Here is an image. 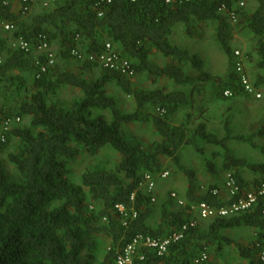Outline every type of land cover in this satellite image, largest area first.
Masks as SVG:
<instances>
[{
	"label": "trees",
	"instance_id": "obj_1",
	"mask_svg": "<svg viewBox=\"0 0 264 264\" xmlns=\"http://www.w3.org/2000/svg\"><path fill=\"white\" fill-rule=\"evenodd\" d=\"M241 1L192 0L165 5L159 0H110L108 4L101 0H57L48 8L40 3L29 5L28 11L19 5L17 12L12 11L13 4L0 2V21L14 27L11 32H3L11 35L12 45L0 36V122L7 118L20 120L6 134L5 143L0 142V157L5 154L11 168L9 171L0 159V264H114L118 253L135 237L162 239L185 225L188 228L182 239L170 244L165 254L158 256L142 249L143 260H137L138 264H194L200 254L207 253L211 240L216 243L215 252L222 244H230L246 264H264V196L249 211L202 222V235L199 221L189 226L194 208L205 203L218 209L236 201L240 193L221 199L213 194L218 190L214 184L201 191L196 173L178 158L183 148L203 157L205 146L215 147L219 151L204 161L207 174H217L216 161L220 159L222 170L232 173L240 191L255 188L264 183V148L251 139L264 134V126L248 138L232 135L225 126L226 134L219 138L207 132L204 123L188 129L190 114L186 122L173 123L176 113L195 107L190 95L196 85L210 80L197 55L171 43L170 34L178 25L192 38L193 21L216 23L215 41L227 57L225 77L216 87L218 95L224 98L223 93L230 91L235 97L244 96L230 48V22L220 12L224 9L241 15ZM250 1L256 7L244 25L255 41L258 73L254 86L258 88L264 86V0ZM39 6L41 10L36 9ZM17 41L26 43L28 52L14 46ZM105 41L129 61L134 78L147 76L155 82L166 77L175 87L189 88V93L182 89L140 90L131 79L89 62L87 56L101 52ZM43 43L51 49L57 45L56 51L52 49L53 65H48L47 53L37 52ZM74 51L82 58L74 56ZM152 53L169 60V64L161 67L153 63ZM72 61L83 71L98 69L101 75L79 77L64 68ZM181 65H188L198 76L186 75ZM24 71L32 74L31 79L13 75ZM110 84L135 102L132 112L119 109L108 94ZM64 88L80 92L68 107L58 99ZM24 119H28L27 127L22 124ZM226 122L228 126L229 119ZM133 123L154 127L158 140L149 151L124 136L123 127ZM229 141L249 142L259 151L262 162L254 164L237 158L228 147ZM13 142L15 150L9 152ZM106 148L120 156L119 163L110 170L89 168L82 173L81 184H76L70 163L83 152L95 156ZM165 160L186 179L183 193H174L184 206L170 211L161 205L158 224L149 226L154 203L140 183L146 174L155 177L165 171ZM243 169L254 175L251 186L241 174ZM171 194L169 200L176 204ZM117 205L124 207L123 214L116 211ZM237 228L253 231L250 245L221 235ZM98 235L108 238L110 245L96 263Z\"/></svg>",
	"mask_w": 264,
	"mask_h": 264
},
{
	"label": "rangeland",
	"instance_id": "obj_2",
	"mask_svg": "<svg viewBox=\"0 0 264 264\" xmlns=\"http://www.w3.org/2000/svg\"><path fill=\"white\" fill-rule=\"evenodd\" d=\"M240 3H243V13L238 15L239 20L238 23L232 25L230 22V31H231V39H230V48L231 51H237L240 53L241 61L244 66V71L246 75L250 76L252 81H255V72L257 71L255 65L258 59L255 52V41L252 37V34L245 27V23L249 18V15L253 12L256 7V3L250 0H242ZM36 9L41 10L42 8L39 6ZM192 28L194 29V35L192 38L186 36L183 26L178 25L174 28L172 34H170V41L172 44H175L185 50H187L191 54L197 55L203 62L204 71L209 75L210 80L206 83H198L194 89V92L190 95L191 99L195 101V107L190 109H183L176 113L173 117V123L176 125H180L183 122H186V115L190 114L191 118L188 119L187 127L188 129H193L198 122H205L209 126H217V123L214 119H212L209 113L212 111L214 117L216 115L221 114L224 110V116L226 119L231 118V124H236L242 117L251 118L252 117V108L247 109V106H244L245 110H239V112L235 111L234 106L237 105V100L241 103H252L254 100L247 97H235L232 95L230 98H221L217 92V85L221 79L225 77L227 71V57L224 55L223 51L219 48L218 44L215 41V22H192ZM0 36L5 38L9 45H12L14 42L11 41L10 34L3 33L0 31ZM105 43H108L105 41ZM53 51H56L57 45H53ZM150 59L153 63L163 67L169 64V60H165L158 54L152 53ZM64 68L73 74L82 77L84 79L96 78L101 75V71L95 69L93 71H83V69L75 63V61L70 62L69 65H65ZM181 68L186 73V75L190 77H197L198 72L191 69L188 65H181ZM13 75H20L27 79H31V73L29 71L24 72H15ZM133 86L140 90H154V89H166L168 91L175 89L185 90L186 93H189V88H178L172 85L171 80L169 78L163 77L155 80V82L151 81V78L147 76H137L131 80ZM29 87V85H28ZM192 89V88H190ZM31 91H34L31 89ZM108 94L112 96L117 104L119 109L124 113L132 112L136 104L135 102L124 95L120 89L110 84L107 88ZM191 91V90H190ZM80 97V92L77 89L73 88H64L60 91L58 95L59 101L63 104V106H70L75 100ZM199 104V106H197ZM227 107H231V109L227 110ZM200 110H205L200 112ZM200 114V115H199ZM199 115V118H198ZM235 118V120H233ZM239 119V120H236ZM200 120V121H199ZM26 127L28 126V119H24L22 122ZM238 130H241V127L236 125ZM215 129V128H214ZM219 129V128H218ZM235 129V127H231L229 132H233L234 134L239 135V131ZM217 130V128H216ZM122 132L127 140L131 143L139 142L143 146V148L147 151L151 149L152 144L158 140L157 133L154 127L139 123L129 124L123 127ZM239 132V133H238ZM246 138L247 136L244 135ZM245 146L250 147L249 142L244 143ZM260 144V143H257ZM232 145V144H231ZM241 145V144H239ZM238 143L233 144V147L239 153L241 150H237ZM241 146H244L243 144ZM244 146V147H245ZM16 147V143L13 142L9 145V152H14ZM206 147V146H205ZM252 149V147H250ZM249 149V148H248ZM219 151L217 148L208 146L205 148V155L202 157L198 155L196 152L191 150L190 148H183L178 153V158L180 162L187 168L191 169L196 173L197 176V184L201 188V191H204L207 186L214 184L218 187L223 183L222 174H216L214 176H210L207 174L204 161L205 158L210 157L212 152ZM250 152H252L249 149ZM258 153V152H257ZM260 153H258L259 155ZM257 154H254V159H256V163H258ZM247 158V156H246ZM3 161L4 166L10 171V166L5 160V154L0 157ZM120 161V156L113 152L110 149H103L98 152L97 155L91 156L85 152L74 162H71L69 165V169L71 172V176L73 181L76 184H81V176L82 173L89 168H104L106 170L113 169ZM220 159L216 161L219 163ZM251 162V161H249ZM261 162V161H260ZM255 163V162H254ZM165 171L169 172V178L166 181H159L156 184L155 190V202H154V210L152 213L151 219L148 221L149 226H154L159 222V208L161 205L165 204L166 207L170 211H176L180 209L176 204H173L169 200L170 193H178L181 194L185 190L186 187V179L176 171V168L172 162L169 160L164 161ZM220 173V170L218 171ZM243 178L245 179L248 186H251L254 175L251 174L246 169L241 171ZM217 187V186H216ZM193 222L196 223L199 221L202 235L205 234V229L202 225V222L195 216ZM222 236L231 238L241 245L248 246L251 244L253 240V231L247 228H237L232 230H227L221 232ZM96 253H95V262L98 263L102 260L103 256L109 249L110 241L103 235H98L96 237ZM208 251L210 257V264H246L245 260H242L237 253V250L233 245L230 244H222L220 250L215 252L216 243L214 241H210L208 243Z\"/></svg>",
	"mask_w": 264,
	"mask_h": 264
},
{
	"label": "built area",
	"instance_id": "obj_3",
	"mask_svg": "<svg viewBox=\"0 0 264 264\" xmlns=\"http://www.w3.org/2000/svg\"><path fill=\"white\" fill-rule=\"evenodd\" d=\"M57 0H0L3 5H12L14 3H18L24 11H28L29 5H34L36 3H40L43 8H48L49 5ZM129 3H136L139 0H127ZM165 5H175V4H184L189 3L192 0H159ZM101 3H110V0H101ZM240 7H243V3L239 4ZM223 15L227 16L232 25L238 23L239 17L234 12H224V9L220 11ZM103 15L102 11H99L98 16L101 17ZM13 25L0 21V31L2 32H11L13 31ZM14 46L17 48L28 52L29 47L26 43L22 41L15 42ZM37 52L39 53H47L48 56V65H53L54 63V55L52 53V49L45 43L41 44L37 48ZM73 55L78 59L82 58V55L77 51L73 52ZM234 57L236 59L235 71L238 76L239 85L243 91V94L246 97L253 99L254 101H263L264 102V89H258L254 86V84L250 81L248 76L244 71V66L241 61L240 53L235 51ZM87 60L89 62L95 63L104 69H110L120 73L126 79H133L134 72L130 67V63L128 60L124 59L120 53L116 52L114 47L106 43L99 53L90 54L87 56ZM1 63V58H0ZM45 69L43 68L42 71ZM224 96L226 98L232 97V93L230 91H225ZM20 120L18 118H7L0 122V142L5 143L6 134L11 130V128L18 124ZM169 172L163 171L157 176H152L150 174L144 175L142 181L140 183V188L144 190L146 193L151 195V202H155V189L157 181H165L169 178ZM223 188L231 197H234L240 193L239 198L230 203L229 205L222 206L218 209H214L205 203H201L194 208L195 216L200 221H209L216 217L218 218H227L233 215H237L239 213H244L253 208L258 201V198L264 196V183L259 186L246 190L240 191L238 188L232 173L225 172L223 178ZM213 194L218 195L219 191H214ZM171 198L175 200L176 204L179 207L184 206V202L176 197L174 193L171 194ZM115 209L118 213L123 214L124 207L122 205L115 206ZM195 223L191 222L189 226H194ZM188 225L181 227L178 231H174L165 238L162 239H152L149 237H135L128 245H126L115 258L114 264H138V261L143 260V257L140 255V251L142 249L154 251L158 256L165 254L167 248L170 244L176 243L180 241L183 237L184 232L187 230ZM264 260V258H263ZM194 264H209V257L207 253L200 254L195 260Z\"/></svg>",
	"mask_w": 264,
	"mask_h": 264
},
{
	"label": "crops",
	"instance_id": "obj_4",
	"mask_svg": "<svg viewBox=\"0 0 264 264\" xmlns=\"http://www.w3.org/2000/svg\"><path fill=\"white\" fill-rule=\"evenodd\" d=\"M19 8L20 7H19V4L18 3H14L12 5V11H14V12H17L19 10ZM257 73H258V71H256L254 75L256 76ZM247 76L250 79V76L248 74H247ZM250 81L253 84L255 83V81H252L251 79H250ZM258 89H264V86H259ZM247 98H249V97H247ZM197 106H199V104H197ZM244 106H247V109L248 108L249 109L252 108V111H251L252 117L251 118H248L247 119L245 117H242L240 120L239 119H236V120H239V121L236 124L232 125L233 124V123L231 124V118L232 117H228L229 118V122H228V126H227V122L225 123V120H226L227 117L225 118V116H224V113L226 111L223 110L221 112V114L219 113V115H216V117H214L213 112L211 111L209 113L210 114L209 116L212 119L215 120V122L217 123V126H215V127L214 126H209L207 123H205L204 121L201 122L200 120H199L200 122H198L196 124V126L199 123H204L206 125L207 132L214 133L219 138H223L225 136V134H226L225 126L227 127V130H229V129L231 130V127H235V129H237L236 128V125H237V126L241 127V130H238L237 129L240 133L238 132L239 133V135H238V134H234L233 132H231L232 135H234V136H242V137H244V135H246L247 136L246 138L251 137V136L255 135L264 126V102L263 101H253L252 103H245V104L244 103L243 104L241 103V105H240L239 100H237V105L234 106V107H232V108H234V110L236 112L237 111L239 112V110H242V111L245 110L244 109ZM228 109H231V107H227V110ZM203 111H205V110H203ZM203 111L200 110V112H203ZM199 115H198V118H199ZM233 120H235V118H233ZM216 128H217V130H216ZM251 142L254 143L256 146H259V147H263L264 148V134L253 137L251 139ZM236 143H238V145L239 144H241V145L243 144L245 146V144H244L245 142H238V141H229L228 142V147L233 151V153L235 154V156L237 158H239V159H245L248 162L251 161L249 163H254V162L256 163V161H255L256 159H254L253 157H254V154H257V156H258L257 159L259 161L258 163H261L262 162V159L263 158H262V156L260 154L258 155L259 151L257 149H254V148L251 149L250 147H247V146L244 147V146L239 145L237 147L238 148L237 150H241V151H239V153H238L236 151V149L233 147V144H236ZM257 143H260V144H257ZM206 147H208V146H206ZM248 148L252 152H250ZM246 156H247V158H246ZM216 164H217V175L218 174L219 175L222 174V177H223L225 172L221 168V160L219 161V163H216ZM219 170H220V173L218 172ZM216 186H217V188L219 190V196H220V198L221 199H223V198L225 199L227 197V192L223 189L222 182L219 185V187H218V184Z\"/></svg>",
	"mask_w": 264,
	"mask_h": 264
},
{
	"label": "clouds",
	"instance_id": "obj_5",
	"mask_svg": "<svg viewBox=\"0 0 264 264\" xmlns=\"http://www.w3.org/2000/svg\"><path fill=\"white\" fill-rule=\"evenodd\" d=\"M223 95H224V93H223ZM225 174V173H224ZM223 178H224V176H223ZM224 180V179H223ZM166 181V180H165ZM159 181H157V183H158ZM156 183V184H157ZM224 189V188H223ZM250 189H252V188H250ZM156 190V189H155ZM249 190V189H248ZM219 191V190H218ZM176 203V202H175ZM177 205V204H176ZM178 206V205H177ZM179 207V206H178ZM179 208H181V207H179ZM198 219V218H197Z\"/></svg>",
	"mask_w": 264,
	"mask_h": 264
}]
</instances>
